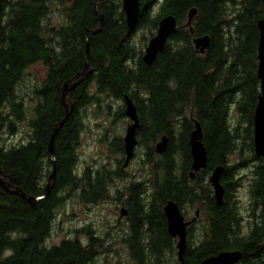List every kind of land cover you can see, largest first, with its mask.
Listing matches in <instances>:
<instances>
[{
    "label": "trees",
    "instance_id": "trees-1",
    "mask_svg": "<svg viewBox=\"0 0 264 264\" xmlns=\"http://www.w3.org/2000/svg\"><path fill=\"white\" fill-rule=\"evenodd\" d=\"M139 3L134 31L145 28L150 39L160 19L172 15L176 32L153 64L146 66L142 48L131 41L134 31L127 33L121 0H97L103 23L100 32L88 40L90 73L66 96V106L73 105V112L55 136L51 157L52 132L66 113L61 101L63 85L79 79L87 32L99 26L95 0H0V140L3 133H16L19 123L25 122L30 132L25 144L0 145V177L11 190L44 196L32 207L19 194L0 186V264L94 262L105 241L94 237L90 229L79 230L88 238L85 245L78 237L58 246L48 245L47 239L66 194H74L84 204H96L108 200L110 187L124 179L123 160H117L114 171L102 168L78 175L77 146L82 127L79 111L91 104L99 108L101 103L109 110V99L123 102L125 96L133 102L139 121L136 140L144 151L138 166L148 169L151 180L147 198L143 182L123 188L128 195L129 225L128 233L117 238L129 262L199 264L219 252L238 251L237 264H264V159L254 156L252 120L259 94L257 22L264 20V0ZM191 9L196 10L192 34L184 26ZM55 15L61 23L52 26ZM203 36L209 37V46L200 54L193 39ZM35 64L46 67V74L29 90L35 104L27 120L18 86ZM231 109L237 114L234 126L229 122ZM117 115L124 117V106ZM195 122L202 130L207 165L192 179L189 137ZM162 137L167 138V146L157 154L155 145ZM111 146L124 156L123 139H114ZM52 159L55 177L45 196ZM218 166L223 167L221 206L215 204L208 183ZM243 168L250 175L246 220L236 195L245 177L239 173ZM168 201L180 210L184 202L201 206V240L186 246L182 263L175 259L176 241L166 231L163 207Z\"/></svg>",
    "mask_w": 264,
    "mask_h": 264
},
{
    "label": "rangeland",
    "instance_id": "rangeland-1",
    "mask_svg": "<svg viewBox=\"0 0 264 264\" xmlns=\"http://www.w3.org/2000/svg\"><path fill=\"white\" fill-rule=\"evenodd\" d=\"M155 12V10H154ZM61 23L58 15H55L51 21L52 26H57ZM149 32L145 28H138L131 34V41L137 47L144 51L149 40ZM144 38V40H143ZM143 43V44H142ZM142 45V46H141ZM46 74V67L41 64L30 66L24 76L21 84L18 86V93L24 97V103L28 112L27 120L30 117L29 113L34 106L29 90H31L35 81H42ZM28 94V95H26ZM107 102V100L105 99ZM111 107L109 110L105 108V104H100L98 108L95 104H91L79 111L78 117L82 124L78 137L77 155V174L81 175L84 171L96 170L105 168L116 170L117 160H123L120 154L115 152L111 146L112 141L116 138L123 139L125 131L130 121L124 116L121 118L117 115L118 108L124 106L122 101L109 99ZM237 114L231 109L229 122L232 126L236 124ZM30 132L26 123H19L17 132L10 135L3 133L0 140V145L4 148H9L13 145L25 144L28 140ZM144 148L137 145L134 150V157L129 162V165L121 169L124 175L123 180H116L109 189V199L100 201L96 204H84L77 201L74 194L65 195V199L55 212L54 220L50 235L47 239V244L50 246H58L65 239H73L78 237L82 244L88 243V238L85 233L79 230L90 229L94 237L103 239L101 242L100 252L92 264H133L129 262L128 254L124 246L117 238V233L122 226L117 224L119 212L121 209V201L127 200L126 197L118 195L117 191H122L125 186L132 182H143L144 186H151L147 176L148 169L142 167L139 169L140 158L143 155ZM243 177L242 186L236 191L239 200V206L243 217L246 216L247 197L246 187L250 177L248 168L239 170ZM147 188V187H146ZM197 207V208H196ZM186 206V216L189 219L194 218V213L197 209H201L200 205H194L193 208ZM246 220V218L244 217ZM245 222V221H244ZM203 218L199 214L197 225L193 233L202 232ZM120 225V226H119ZM246 225V223L244 224ZM79 231V232H78ZM119 237V236H118ZM109 248V250L107 249ZM177 253L175 254V259Z\"/></svg>",
    "mask_w": 264,
    "mask_h": 264
},
{
    "label": "water",
    "instance_id": "water-1",
    "mask_svg": "<svg viewBox=\"0 0 264 264\" xmlns=\"http://www.w3.org/2000/svg\"><path fill=\"white\" fill-rule=\"evenodd\" d=\"M263 1V0H260ZM121 7L124 13L125 22L127 26V33L131 34L137 23L140 14V3L139 0H121ZM95 11L99 17V26L95 31H88L86 35V45H85V65L83 71L80 73L79 79L74 83L66 82L63 85L61 101L65 108V116L54 128L49 145L48 152L52 157L54 154L53 143L57 132L63 126V124L68 120L71 113L73 112V105L68 109L66 106V96L73 89H75L90 73L88 70V40L91 36L96 35L100 32L103 23V17L101 11L98 7L97 0H95ZM196 15V10L191 9L187 13V21L185 27L189 29L192 34V20ZM177 22L174 16L167 15L160 19L158 23L157 30L153 37H151L146 47L143 51L142 62L146 66H150L156 60L157 56L163 52L165 49L168 39L176 32ZM258 30V44H257V71L256 77L259 82V94L257 96V101L253 113V152L256 158L264 159V20H259L257 22ZM193 45L195 49L203 54L209 46V37L203 36L193 39ZM124 103V116L130 121L126 128L125 135L123 137V150H124V163L122 169L129 165V162L134 157V150L137 146L136 132L139 128V121L136 113V108L128 96L123 98ZM167 146V138L162 137L161 140L155 145V152L161 154L165 151ZM189 150L191 156L190 164V176L194 178V174L204 170L207 165V154L205 147L202 142V130L200 125L195 122L194 129L190 133L189 137ZM52 172L46 183V193L47 196L50 193L51 183L54 181L55 177V162L52 159ZM223 172V167L218 166L212 170L208 176V183L210 184L213 191V198L217 206L223 204L224 188L221 185L220 178ZM0 186L12 194H19L22 198L26 199L30 206H35L36 203L43 199L42 197H29L26 196L21 189L11 190L5 183V181L0 177ZM163 214L167 223V234L172 239H177L176 242V253L177 259L180 263L183 262V255L186 249V232L187 227L190 222H185L184 217L178 207V205L173 201H168L163 207ZM126 215V210L121 208L119 212V217L122 218ZM241 258V253L238 251H222L216 255H212L199 264H237Z\"/></svg>",
    "mask_w": 264,
    "mask_h": 264
},
{
    "label": "flooded vegetation",
    "instance_id": "flooded-vegetation-1",
    "mask_svg": "<svg viewBox=\"0 0 264 264\" xmlns=\"http://www.w3.org/2000/svg\"><path fill=\"white\" fill-rule=\"evenodd\" d=\"M193 179V178H192ZM145 187V192H144V197L147 198L148 197V193L150 191V186H144L143 185V188ZM147 187V188H146ZM117 192H120V191H117ZM122 193H120L121 197H126L128 198V195L126 193V191L123 192V189L121 191ZM126 203V200H122L121 201V208L125 209L126 210V215L122 218L118 217V220H117V224H121L122 226H120L119 230H118V233L117 235H119L120 233L122 234V232L124 233H128V225H129V213H128V208L126 207L125 205ZM189 206L191 208H193L194 205H191V204H187V203H183V206L181 207V213L184 217V220L185 222H190L189 226L187 227V232H186V246L189 244V243H197L201 240V234L199 235L198 233H193L194 231V228L196 227L197 225V221H198V215L200 213V210L197 209L194 213V218L192 219H189L187 216H186V206ZM197 208V207H196ZM180 209V208H179ZM166 221V219H165ZM166 231H167V223H166ZM175 241L177 242V239H175Z\"/></svg>",
    "mask_w": 264,
    "mask_h": 264
}]
</instances>
